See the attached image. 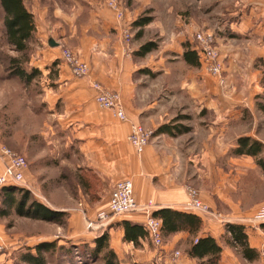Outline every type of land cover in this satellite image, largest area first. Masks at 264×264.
Returning a JSON list of instances; mask_svg holds the SVG:
<instances>
[{"label": "rangeland", "instance_id": "obj_1", "mask_svg": "<svg viewBox=\"0 0 264 264\" xmlns=\"http://www.w3.org/2000/svg\"><path fill=\"white\" fill-rule=\"evenodd\" d=\"M23 1L34 15L37 27L26 54L15 52L8 43L5 15L0 7V156L3 148L23 155L28 169L25 184L19 189L29 194L28 203L37 201L52 210L60 207L54 211L64 215L59 222H48L21 217L14 210L5 216L0 213V264H31L30 255H38L41 264H106L105 257L94 255L92 249L96 247V239L105 232L111 242L118 227L113 233L109 228L97 232L87 228V223L95 220L103 207L101 193L106 187L98 178L85 179L79 173H72L69 167L61 166L65 158L72 163V155L66 148L64 135L49 129L52 120L46 104L42 103L46 85L42 77L48 67L50 73L55 71L49 62L53 47L48 40L58 41L64 29L67 32L78 29L91 13L96 15L106 7L110 9L112 0ZM116 1L130 16L132 42L152 41L158 47H165L172 41L179 43L177 37L181 33L186 40L189 35L194 39L193 33L197 31L212 34L211 46L223 66L221 76L214 77L207 72L213 77V110L209 112L202 102L201 112L186 122L192 124L193 141L202 144L205 138L215 139L216 154L214 160L199 163L200 178L196 179L202 190L215 191L220 202L228 198L233 203V209L229 205H216L217 209H211L218 216H206L215 227L216 241L222 246L219 264H264V223L253 222L256 211L264 205V171L257 159L234 154L241 137L264 142V112L260 109L264 106V59L257 57L256 46L253 47V41L257 43L256 35L243 38L238 32L225 33L232 19L240 20L242 13L257 7L256 4L253 7L257 0ZM142 18H149L151 22L138 40L133 22ZM194 43L197 47L198 43ZM19 70L40 72L33 74L28 83L16 75ZM188 185L200 189L191 182ZM1 191L0 208L3 209ZM83 194L87 197L86 205H79ZM16 197H22L21 193ZM229 224L244 227L251 247L260 253L257 261L249 262L237 248L226 243ZM169 240L163 237L161 247L150 242L147 248L141 246L128 251L118 242V251L123 252V256L117 255L118 264H200L186 255L190 237L170 251L166 250ZM49 244L53 246L43 248L41 253L34 249ZM153 251L157 254L152 258Z\"/></svg>", "mask_w": 264, "mask_h": 264}, {"label": "crops", "instance_id": "obj_2", "mask_svg": "<svg viewBox=\"0 0 264 264\" xmlns=\"http://www.w3.org/2000/svg\"><path fill=\"white\" fill-rule=\"evenodd\" d=\"M256 2L253 7L255 4L257 7L242 13L240 20L238 17L232 19L225 33L238 32L243 38L256 35L257 43L254 44L253 41L252 44L253 47L256 46L257 57L264 59V0ZM126 20L131 23L128 13ZM139 30L134 29L136 36ZM61 34V38L55 40L58 46L52 48L49 57L55 71L50 73L48 67V72L45 71L42 77L46 83L42 103L46 104L52 120L49 129L60 131L64 135L66 148L72 155L73 162L70 163L65 158L61 166L69 167L72 173H79L85 179L98 178L101 185L106 187L101 193V209L107 207L110 194L118 182L129 179L133 183L134 196L141 210L114 218L109 227L105 228L113 233V229L118 227L110 242L116 254L123 256V252L118 251V242L126 251L141 246L147 248L152 242L149 237L141 239L137 247L123 242V223L143 225L149 214L162 209L200 217L204 223L201 236L216 239L213 233L215 227L209 223V219L187 208L188 188L193 187L188 183L200 187L197 183L201 170L199 163L214 160L216 154L215 139L205 138L202 144L200 141H193L192 124L186 122L195 113L201 112L202 102L209 112L213 110V77L201 63L193 35H189L186 40L181 33L177 37V40L180 39L179 43L172 41L165 47L157 46L141 57L137 55L141 47L152 41L124 42L115 15L107 7L96 15L91 13L78 29L68 32L64 29ZM143 34L137 39H141ZM62 48L74 51L89 65L90 71L86 77L77 78L72 74L69 66L58 57ZM189 49L197 51L200 66L194 67L185 61L184 53ZM94 84H100L119 94L128 122L118 120L113 111L102 109L96 103L97 91ZM132 123L142 124L154 132L142 154H138L128 140ZM163 126H183L190 131L177 134L171 128L170 133L158 132ZM3 169L0 157V174ZM199 190L200 199L212 209H217L216 205L219 204L230 207L233 205L228 198L221 199L223 202H220L215 191L206 192L201 187ZM82 197L79 205H86L87 197L84 194ZM59 209L61 208H54ZM188 237V232L172 234L166 250H172ZM152 253L153 258L157 252ZM187 257L196 260L188 255Z\"/></svg>", "mask_w": 264, "mask_h": 264}, {"label": "trees", "instance_id": "obj_3", "mask_svg": "<svg viewBox=\"0 0 264 264\" xmlns=\"http://www.w3.org/2000/svg\"><path fill=\"white\" fill-rule=\"evenodd\" d=\"M0 7L4 12V24L8 43L13 47L15 52L26 54L28 52V44L36 32V22L34 15L28 10L23 0H0ZM149 18H142L133 22V26L139 28L137 37L143 34V29L150 23ZM155 43H147L143 45L137 55L144 57L151 51L155 50ZM185 61L194 67L200 66L197 51L190 49L184 53ZM16 62V59L12 60ZM39 72L37 70L28 73L25 70L17 71L16 75L30 82L33 74ZM264 112V106H260ZM171 128L175 129L177 134H183L190 131L189 128L183 126H163L158 132H171ZM237 148L234 154L238 156H249L257 159V163L264 171V143L250 137H241L237 141ZM2 205L0 213L5 216L14 210L21 217L31 218L34 220H43L48 222H59L62 220L64 213L57 212L46 205L32 201L28 203L29 194L19 189V187H4L1 188ZM17 193H21L22 197L17 198ZM152 216L162 221L163 237H169L178 232H188L190 235V247L187 250V255L199 261L200 264H219L222 255V246L212 236L202 237L201 232L204 226L203 220L193 214L183 213L171 209H162L156 211ZM124 237L123 242L133 244L135 247L140 245V240L149 237L145 225L133 224L130 222L123 223ZM264 230V224L262 225ZM226 231L229 237L226 238V243L237 248L242 257L249 262H255L260 257V253L256 248L251 247L249 237L245 229L241 225L229 224L226 226ZM95 248L92 253L96 256L103 255L106 259V264H118V257L114 249L110 245V236L105 232L102 236L96 239ZM49 245H38L34 247L36 252L49 249ZM33 264H41L38 255H30ZM31 263V264H32Z\"/></svg>", "mask_w": 264, "mask_h": 264}, {"label": "built area", "instance_id": "obj_4", "mask_svg": "<svg viewBox=\"0 0 264 264\" xmlns=\"http://www.w3.org/2000/svg\"><path fill=\"white\" fill-rule=\"evenodd\" d=\"M109 7L115 15L118 26L121 28L124 42L131 43L133 40L132 25L126 20L125 9L116 0L110 1ZM194 40L198 43L196 49L207 72L214 77L221 76L223 66L218 59L216 50L211 46L213 44L212 34L197 32L194 35ZM61 58L69 66L75 77L84 78L88 75L90 71L89 65L83 62L74 51L63 48ZM93 87L97 91L96 103L102 109L113 111L115 117L122 122L129 121L118 93L109 91L100 84H94ZM153 135L154 132L145 128L142 124L132 123L128 140L136 152L142 154L152 140ZM0 157L4 167L2 174H0V189L24 185L28 169L26 158L7 148L2 149ZM188 196L189 203L187 208L190 211L204 216L210 214L215 217L218 216L212 212L209 205L200 199L199 192L196 189L189 187ZM139 210L141 209L134 196L132 181L129 179L122 180L114 186L107 207L98 211L96 219L87 223V228L91 231H102L109 227L114 218ZM253 222L257 224L264 223V205L256 211ZM144 225L152 243L156 247H161L163 245L162 221L149 214Z\"/></svg>", "mask_w": 264, "mask_h": 264}, {"label": "water", "instance_id": "obj_5", "mask_svg": "<svg viewBox=\"0 0 264 264\" xmlns=\"http://www.w3.org/2000/svg\"><path fill=\"white\" fill-rule=\"evenodd\" d=\"M48 44L51 46V47H57L58 44L55 42V40L53 38H50L48 40Z\"/></svg>", "mask_w": 264, "mask_h": 264}]
</instances>
